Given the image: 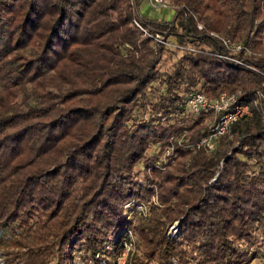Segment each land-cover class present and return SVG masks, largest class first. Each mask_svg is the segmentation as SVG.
Listing matches in <instances>:
<instances>
[{
  "label": "trees",
  "instance_id": "16d2710c",
  "mask_svg": "<svg viewBox=\"0 0 264 264\" xmlns=\"http://www.w3.org/2000/svg\"><path fill=\"white\" fill-rule=\"evenodd\" d=\"M143 1L0 0V264H111L128 229V264H250L261 251L264 0H169L168 19ZM210 32L242 41L255 69L186 48L227 52ZM167 50L178 56L160 70ZM236 89L252 115L213 150L176 142L206 131L189 92ZM155 190L161 206L127 217Z\"/></svg>",
  "mask_w": 264,
  "mask_h": 264
},
{
  "label": "built area",
  "instance_id": "2783aa9c",
  "mask_svg": "<svg viewBox=\"0 0 264 264\" xmlns=\"http://www.w3.org/2000/svg\"><path fill=\"white\" fill-rule=\"evenodd\" d=\"M148 6L153 10H158L161 12V16L159 18L168 19L170 9V15L172 14V7L171 2L169 0H147ZM133 23L146 32V29L137 21L136 19L133 20ZM201 27V25H198ZM213 36H215L222 46L226 49L227 52H219L213 50L209 45H203L199 48L193 46H187L186 48L193 50V51H203L209 52L216 56H219L223 59L233 61L240 64H246L241 58H239L236 54L245 49V46L242 41L232 39L228 36H223L218 33L210 32ZM155 39L162 42L165 46L175 48L177 44L172 42L169 39H163L158 34L155 36ZM246 53H250L251 51L246 49ZM251 68H254L251 65H248ZM255 69V68H254ZM258 96L264 100V93L258 91ZM240 94V90L236 89L233 91H226L221 90L214 96H208L202 91H191L188 93L186 99L185 110L188 113L194 114H207V127L205 133L200 135L196 140H191L189 142H185L183 140V134L177 132V140L176 142L182 146H190L192 148H204L206 151H211L214 149L217 138L225 134L229 131L230 126L237 120L252 115V109L249 102H239L238 96ZM264 119V113H263ZM170 137V143L173 141ZM169 143V144H170ZM174 145H165L164 147L157 146L156 150H161L159 157L157 159H169L173 154ZM157 164H162V162L158 161ZM157 197V194H155ZM155 200V204H159L158 200ZM126 210L128 217L131 216H143L146 215L147 212V204L144 203L142 200L138 201H130L126 203ZM176 224V223H175ZM177 229L174 230V233ZM131 230L128 229L125 233L124 240L122 244L124 248L122 251L117 255L116 260L113 264H126L128 252L131 249V245L133 244V239L131 238Z\"/></svg>",
  "mask_w": 264,
  "mask_h": 264
},
{
  "label": "rangeland",
  "instance_id": "374dc122",
  "mask_svg": "<svg viewBox=\"0 0 264 264\" xmlns=\"http://www.w3.org/2000/svg\"><path fill=\"white\" fill-rule=\"evenodd\" d=\"M147 2V1H146ZM146 2L145 1H143L142 2V4H141V9H140V11H141V13L142 14H144V15H147V16H150V17H160L161 16V12L160 11H156V10H153V9H151L147 4H146ZM147 7H149V8H147ZM167 12H171L170 11V9H168L167 10ZM172 16V14L171 15H169L168 16V18H170ZM172 50V49H171ZM178 56V54H173L172 53V51H165L162 55H161V58H160V60H159V63H158V69H160V70H169L170 69V67H171V64H172V62L174 61V59L176 58ZM159 84V83H158ZM11 103L12 102H6V103H4V105H3V108H2V111H7V110H9L10 109V105H11ZM194 140H196V139H194ZM160 154V153H159ZM158 154V155H159ZM156 189V188H155ZM156 191L157 190H155V193L153 194V196L151 197V199H156V201H157V199H158V197H156ZM148 197V196H147ZM150 197H148V198H144V199H142V201L144 202V203H148V204H150L151 203V205L153 204L154 206H161L160 205V203L159 204H155V200H153V202L151 201V200H148ZM132 201V200H131ZM159 201V200H158ZM127 202H130V201H127ZM126 202V203H127ZM126 203H125V205H124V207H125V209L127 208L126 207ZM148 210H147V212H146V215H143L142 217L144 218V217H146L147 215H148ZM128 215V214H127ZM128 217V216H127ZM131 219H135V217L134 216H131ZM175 229H177V225L176 224H173V225H171V226H169V228H168V230L169 231H171L172 232V235L173 236H176L177 235V230H176V232L174 233V230ZM131 230V238L133 239V244L131 245V249L129 250V252H128V257H127V262H126V264H128V263H130V260H131V257L133 256V254L136 252V248H137V238H136V235H135V233H134V231H132V229H130ZM124 248V245L122 244L121 245V248H120V250L118 251V253L116 254V256L114 257V259L112 260V263L111 264H113L114 262H115V260H116V257H117V255L122 251V249ZM99 255V253H97L95 256L97 257ZM0 258H2V250H1V248H0ZM89 262H91V260H89ZM250 264H264V245L263 246H261V251L258 253V255L252 260V262L250 263Z\"/></svg>",
  "mask_w": 264,
  "mask_h": 264
},
{
  "label": "crops",
  "instance_id": "0c3cea01",
  "mask_svg": "<svg viewBox=\"0 0 264 264\" xmlns=\"http://www.w3.org/2000/svg\"><path fill=\"white\" fill-rule=\"evenodd\" d=\"M146 4H147V2H146ZM148 5V4H147ZM147 8H149V7H147ZM169 15H170V13H169Z\"/></svg>",
  "mask_w": 264,
  "mask_h": 264
}]
</instances>
